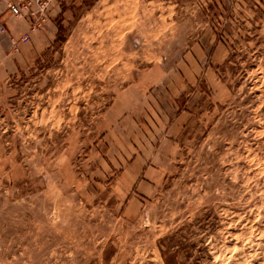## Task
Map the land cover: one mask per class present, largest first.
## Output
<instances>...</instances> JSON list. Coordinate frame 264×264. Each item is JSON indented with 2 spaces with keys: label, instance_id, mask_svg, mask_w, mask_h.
Returning a JSON list of instances; mask_svg holds the SVG:
<instances>
[{
  "label": "rangeland",
  "instance_id": "rangeland-1",
  "mask_svg": "<svg viewBox=\"0 0 264 264\" xmlns=\"http://www.w3.org/2000/svg\"><path fill=\"white\" fill-rule=\"evenodd\" d=\"M7 5L0 264H264V0Z\"/></svg>",
  "mask_w": 264,
  "mask_h": 264
},
{
  "label": "crops",
  "instance_id": "crops-1",
  "mask_svg": "<svg viewBox=\"0 0 264 264\" xmlns=\"http://www.w3.org/2000/svg\"><path fill=\"white\" fill-rule=\"evenodd\" d=\"M5 6L8 7L7 0H0L1 11H4L3 14L0 11V15H4L0 19V24L4 30L3 33H0L1 75H9L24 65H32L31 63L37 60L39 52L46 50L55 41V36H52V33L56 34L57 32L54 17L52 18L53 21L49 19L44 27L39 30L37 23H35L37 16L33 17L30 14L15 15L13 10L5 14ZM32 26H34L33 29H31ZM26 35L31 40L28 43H23L22 40ZM15 44H19L18 50H15Z\"/></svg>",
  "mask_w": 264,
  "mask_h": 264
},
{
  "label": "built area",
  "instance_id": "built-area-1",
  "mask_svg": "<svg viewBox=\"0 0 264 264\" xmlns=\"http://www.w3.org/2000/svg\"><path fill=\"white\" fill-rule=\"evenodd\" d=\"M38 3H39V6H40V8H41V10L43 9H45L46 8V6L48 5V0H43V1H41V0H38ZM43 12H45V11H43ZM36 14H38V12H35V13H33L32 15L34 16V15H36ZM32 17V16H31ZM24 40L25 41H28L29 40V37H28V35H26L25 36V38H24Z\"/></svg>",
  "mask_w": 264,
  "mask_h": 264
}]
</instances>
